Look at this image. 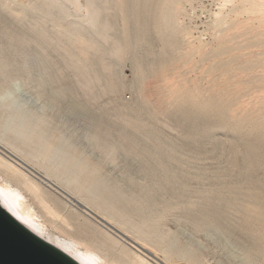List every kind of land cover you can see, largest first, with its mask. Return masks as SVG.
I'll return each instance as SVG.
<instances>
[{
    "label": "rangeland",
    "instance_id": "obj_1",
    "mask_svg": "<svg viewBox=\"0 0 264 264\" xmlns=\"http://www.w3.org/2000/svg\"><path fill=\"white\" fill-rule=\"evenodd\" d=\"M170 1L112 0L106 8L104 0H0V155L25 161L35 170L25 169L28 175L88 224L90 233L68 229L80 238L104 235L129 250L41 175L101 209L159 257L170 251L185 264H264V130L182 103L183 89L167 95L160 111L141 100L150 66L172 44L165 27ZM245 1L180 0L175 25L192 34L193 44L214 46L217 30L232 18L248 24V17H264L263 6L248 10ZM85 3L95 8L89 14ZM234 4L244 13L228 12ZM127 13L133 29L134 14L149 20L143 39L130 42ZM97 16L113 22L107 37L90 23ZM198 58L174 73L184 90L206 76ZM86 161L97 170L81 172ZM211 229L219 241L208 236ZM227 242L234 254L223 248Z\"/></svg>",
    "mask_w": 264,
    "mask_h": 264
},
{
    "label": "bare ground",
    "instance_id": "obj_2",
    "mask_svg": "<svg viewBox=\"0 0 264 264\" xmlns=\"http://www.w3.org/2000/svg\"><path fill=\"white\" fill-rule=\"evenodd\" d=\"M16 1L21 2V0ZM104 1L107 3L104 7L110 8L112 0ZM179 1L180 0L170 1L171 6L169 8V14H167L165 18V27L172 40L171 47L165 49L161 54L156 56L157 58L154 59L150 66L148 77L140 86V96L143 104H152L156 107L155 111L156 109L160 111L162 110L163 102H165L164 98L166 99L167 95H173L175 92L183 89L181 91L184 93V98L181 100L182 103L188 104L192 108L207 109L209 112L213 113L215 118H222L225 122H239L249 126L260 127L264 130V31L259 29L261 26L259 23H262V25L264 23L263 15L257 16L258 20L248 17L254 21H249V19L246 18L248 24H246L247 22H242L243 19L241 20L242 24L238 22L239 20L237 18H234L236 22L232 21V18L228 24L226 23L227 25L224 24L222 26V24L225 23V19H227L225 18V14L222 16L224 17V21L220 20V22L218 21L216 24L218 27V24L222 22V24H220L222 28L217 30L218 32L221 31L219 32L220 34L218 33V36L216 35L218 39L217 43L210 47L208 44L207 47L206 44H202L201 42L198 45L193 44V40L195 39L191 38L192 34L190 35L187 29H180V25H175L176 15L174 11L175 8L179 6L177 5L180 3ZM222 1L225 5L228 1L230 2L233 0ZM246 1L247 3L250 2V4L248 3V10L255 9L256 11L257 8H261L259 6L264 7V0ZM17 4L21 6L20 3ZM46 4H50V1H47ZM229 4H232V2ZM241 5L242 4H240V6ZM26 7L34 11H42L44 8L41 4L38 6L26 5L25 8ZM85 7L87 9L86 13L88 12L87 14L95 9L88 3ZM96 7L98 8V5ZM242 9L243 6L239 7L238 4H234L233 7L231 6L230 10L228 9V12L232 11V13L235 12L236 14L239 11L240 14V10ZM217 12L216 15L219 17L221 13L219 10ZM237 14L235 17H237ZM262 14H264V12ZM100 15L101 14L98 13V16ZM98 16L94 17V22L92 21L90 23L95 26L99 25L101 27L99 35L102 36V38L105 36L107 37L108 29H113V22L110 18L108 25H106L104 22L97 19ZM127 16L129 17L130 42L143 39L144 33L150 29L149 20L145 15L142 16L138 13L134 14L138 27L133 29L130 13H127ZM254 16L256 18V15ZM222 17L220 19H223ZM176 21H178V19ZM255 21H257L258 26L252 24ZM249 22H251V24ZM103 32H106L105 35H103ZM242 35L244 38L241 40L240 37ZM75 39L79 41L83 40L82 36L79 35H75ZM86 53L85 51L79 50L81 56L86 55ZM196 55L199 57L200 63L198 64L201 65V67L203 63H206V66L204 65L205 68H203L205 73L203 74H206L209 78H207L208 81H206L207 86L203 88L201 84L203 79L207 80L206 76L199 77L203 78L202 81H199L200 79L194 82L192 81V87H190V85L188 86L190 89L184 90L182 86L183 82L182 84L178 83L180 76L177 77L178 80H174V76H177L174 75V73L180 66L185 67L184 69L191 68L192 65L190 66V64L192 63L193 57ZM195 63L197 64V61ZM193 66L196 65L193 63ZM200 74L199 76H203V74ZM185 85L188 84H184V86ZM8 106L10 109L21 111L19 110L20 108L17 101H10ZM22 115L23 114H21V116ZM6 126L7 125L4 127ZM253 143V138L246 141V145L248 146H252ZM11 155L13 156L12 160H8L0 155V167L4 169V172L0 170V203L24 225L39 236L60 247L81 264L186 263L174 258L170 251L168 258L164 255H162L164 258L159 257L157 255L158 251L150 248L147 243H144L142 240L133 239L127 233L120 230L101 209L91 207L88 202L77 196L75 192L69 191L67 188L41 175L42 178L49 182L50 186L54 187L57 192L62 195V197L71 204L76 205L85 215L92 217L105 229V231H107V233L115 235L119 241L127 245L126 247H128L129 250L127 252L124 248L120 247L115 240H111L109 237L106 238L104 235L92 234L87 240L78 237L70 230L68 231V229H75L81 232H91L88 224L83 221H78L73 211L59 204L55 198L49 196V194L28 175L25 169L27 171H35L31 166L17 156ZM90 165L88 161L84 162V167L81 172L86 169L88 175L90 172L97 170L96 166L93 167ZM58 221L64 224L66 229L58 225ZM208 231H210L208 234L209 237L219 241V235L216 230L211 229ZM97 246L102 247L103 250H100ZM222 246L228 253L231 252L234 254L232 243H222ZM168 250H170V248H168Z\"/></svg>",
    "mask_w": 264,
    "mask_h": 264
},
{
    "label": "water",
    "instance_id": "obj_3",
    "mask_svg": "<svg viewBox=\"0 0 264 264\" xmlns=\"http://www.w3.org/2000/svg\"><path fill=\"white\" fill-rule=\"evenodd\" d=\"M0 264H81L32 231L0 203Z\"/></svg>",
    "mask_w": 264,
    "mask_h": 264
}]
</instances>
